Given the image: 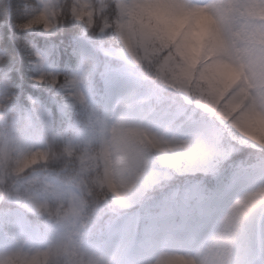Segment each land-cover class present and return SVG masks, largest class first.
Wrapping results in <instances>:
<instances>
[{
	"label": "clouds",
	"instance_id": "9594fccd",
	"mask_svg": "<svg viewBox=\"0 0 264 264\" xmlns=\"http://www.w3.org/2000/svg\"><path fill=\"white\" fill-rule=\"evenodd\" d=\"M0 264H264V0H0Z\"/></svg>",
	"mask_w": 264,
	"mask_h": 264
}]
</instances>
